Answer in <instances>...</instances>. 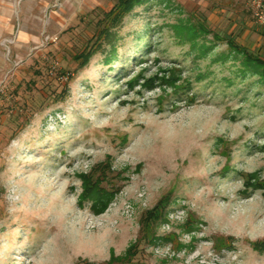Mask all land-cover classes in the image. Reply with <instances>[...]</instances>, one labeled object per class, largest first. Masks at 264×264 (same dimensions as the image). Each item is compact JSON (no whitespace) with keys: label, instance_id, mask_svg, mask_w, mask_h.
Masks as SVG:
<instances>
[{"label":"rangeland","instance_id":"rangeland-1","mask_svg":"<svg viewBox=\"0 0 264 264\" xmlns=\"http://www.w3.org/2000/svg\"><path fill=\"white\" fill-rule=\"evenodd\" d=\"M249 2L147 0L81 66L114 0H0V264H109L132 243L113 264H264V82L222 59L228 37L264 58ZM201 23L206 53L179 31ZM107 160L96 214L80 174Z\"/></svg>","mask_w":264,"mask_h":264},{"label":"trees","instance_id":"trees-1","mask_svg":"<svg viewBox=\"0 0 264 264\" xmlns=\"http://www.w3.org/2000/svg\"><path fill=\"white\" fill-rule=\"evenodd\" d=\"M145 1L147 0H114L113 7L105 13L104 17L99 22L100 24L98 33L96 34L94 42L75 56V58L79 60V64L81 66L87 65L93 54L96 53L104 45V43H108L111 45V51L113 54V52L116 51L114 45L116 39V33L114 31L115 28L123 22L124 18L137 5H140ZM179 31L183 35L185 40H189L192 42V49H199L201 53H206L208 52V50L213 49L212 46L207 44L206 36L199 38L202 33L205 34L206 32H209L208 28L203 23H201L199 26H195L193 24L183 27L181 26ZM214 38L223 40V37L219 36V34L216 33H214ZM225 40L229 49L227 53H222V59L225 61L226 59L230 58L231 61L235 63L237 62V71L242 76L251 74L257 76L260 82H264V58L259 53L253 52L248 47L238 43L233 37H228ZM111 59L112 56L110 53L106 56V61H110ZM219 59L221 58H216V60ZM156 79H160L158 75L149 78L148 82H155ZM161 79H165V77ZM165 81L173 84L176 82V80H174L173 82L172 79ZM154 82L151 83L154 84ZM101 165L102 167L98 169V171H100L99 174H80V177L83 180V191L80 194L79 202L81 205H84L85 201H91L92 210L96 214L105 212L109 205L113 202L114 197L117 193V189H108L103 185V181L105 179V176L107 175V171H109L112 167L110 160H107ZM262 184L263 183L257 181L256 173H251L248 180L246 181L247 188H258ZM170 201L171 200L168 196H164L159 200L155 207L146 212V214L142 218V227L144 228V230H146L145 233L147 235L152 234L153 224L165 217L164 211ZM188 228L189 230L192 228L191 223L189 224ZM152 236V242L160 238L155 236L154 234ZM257 247L261 250H264V242L258 243ZM136 253L137 245L135 243H132L128 247L124 255H115L113 253L108 263L113 264L115 261H129L136 255Z\"/></svg>","mask_w":264,"mask_h":264},{"label":"built area","instance_id":"built-area-1","mask_svg":"<svg viewBox=\"0 0 264 264\" xmlns=\"http://www.w3.org/2000/svg\"><path fill=\"white\" fill-rule=\"evenodd\" d=\"M249 6L252 9L255 21L260 25H264V0H250Z\"/></svg>","mask_w":264,"mask_h":264},{"label":"bare ground","instance_id":"bare-ground-1","mask_svg":"<svg viewBox=\"0 0 264 264\" xmlns=\"http://www.w3.org/2000/svg\"><path fill=\"white\" fill-rule=\"evenodd\" d=\"M63 172H64V171H63ZM39 180H40V179H39ZM36 184H37V183H36ZM43 186H44V185H43ZM45 191H46V190H45ZM245 191H247V189H246ZM32 192H33V191H32ZM29 196H30V195H29ZM43 198H44V197H43ZM25 201H26V199H25ZM30 203H31V202H30ZM36 203H37V202H36ZM27 204H29V202H28ZM25 206H26V205H25ZM30 206H31V205H30ZM26 207H27V206H26ZM35 207H36V206H35ZM35 211H37V210H35ZM22 213H23V212H22ZM24 213H25V211H24ZM31 213H32V212H31ZM74 213H75V212H74ZM74 213H73V214H74ZM94 213H95V212H94ZM256 213H257V212H256ZM32 214H34V213H32ZM75 214H76V213H75ZM262 214H263V213H262ZM262 214H261V215H262ZM21 215H22V214H21ZM71 215H72V214H71ZM30 216H32V215H30ZM48 216H49V215H48ZM48 216H47V217H48ZM72 216H73V215H72ZM35 217H36V215H35ZM254 217H256V215H255ZM258 217H259V216H258ZM28 218H30V217H28ZM67 218H68V216L66 217V219H67ZM71 218H72V217H71ZM68 219H70V218H68ZM89 219H90V218H89ZM255 219H256V218H253V222L255 221ZM74 220H75V219H74ZM74 220H73V221H74ZM69 221H70V220H69ZM89 222H90V221H89ZM253 222H252V223H253ZM65 223H66V222H65ZM67 223H68V222H67ZM87 223H88V222H87ZM85 224H86V223H85ZM88 224H89V223H88ZM250 224H251V223H250ZM76 225H77V224H76ZM67 226H68V225H67ZM51 227H52V226H51ZM53 227H54V226H53ZM68 227H69V226H68ZM85 228H86V227H85ZM56 229H57V228H56ZM83 229H84V228H83ZM80 230H81V228H80ZM84 231L86 232V230H84ZM88 233H89V232H88ZM86 234H87V233H86ZM85 237H86V236H85Z\"/></svg>","mask_w":264,"mask_h":264},{"label":"crops","instance_id":"crops-1","mask_svg":"<svg viewBox=\"0 0 264 264\" xmlns=\"http://www.w3.org/2000/svg\"><path fill=\"white\" fill-rule=\"evenodd\" d=\"M231 1H234V0H231ZM253 15V14H252Z\"/></svg>","mask_w":264,"mask_h":264}]
</instances>
